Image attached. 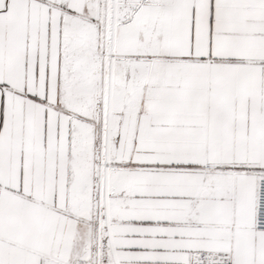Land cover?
<instances>
[{
    "label": "snow or ice",
    "instance_id": "snow-or-ice-1",
    "mask_svg": "<svg viewBox=\"0 0 264 264\" xmlns=\"http://www.w3.org/2000/svg\"><path fill=\"white\" fill-rule=\"evenodd\" d=\"M0 264H264V0H0Z\"/></svg>",
    "mask_w": 264,
    "mask_h": 264
}]
</instances>
